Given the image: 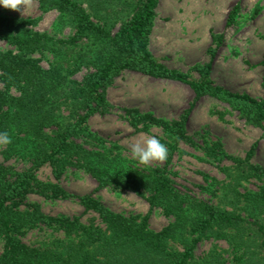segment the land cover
Wrapping results in <instances>:
<instances>
[{"label": "trees", "instance_id": "trees-1", "mask_svg": "<svg viewBox=\"0 0 264 264\" xmlns=\"http://www.w3.org/2000/svg\"><path fill=\"white\" fill-rule=\"evenodd\" d=\"M36 1L43 12L57 11L71 34L58 37L37 30L30 18L0 15V131L11 137L3 155L23 164L0 162V264H264V166L250 154L232 155L219 139L205 147L208 156L231 162L222 168L223 179L205 174L204 189L217 198L212 202L180 188L165 166L124 153L88 122L115 107L106 88L124 70L185 84L194 92L191 107L215 98L263 132L264 96L215 83L212 60L196 65L199 78L161 62L148 47L158 0ZM238 9L237 4L227 23ZM47 56L52 60L45 66ZM121 109L136 128L161 126L173 140L170 155L180 140L194 143L186 129L188 113L166 120L137 107ZM44 165L53 179L38 176ZM70 169L89 174L96 187L89 193L66 189L60 181ZM251 178L256 188L245 185ZM103 188L138 194L168 224L157 230L150 226V211L125 215L109 208L97 194ZM33 193L76 201L94 215L86 222L46 213L29 200ZM33 229L44 232L36 244L22 238ZM202 240L212 245L197 255Z\"/></svg>", "mask_w": 264, "mask_h": 264}, {"label": "rangeland", "instance_id": "rangeland-1", "mask_svg": "<svg viewBox=\"0 0 264 264\" xmlns=\"http://www.w3.org/2000/svg\"><path fill=\"white\" fill-rule=\"evenodd\" d=\"M237 4L239 9L229 24V13ZM0 15L30 18L36 21L34 27L37 30L58 37L71 34L69 26L63 27L58 22L57 11L43 12L36 0H31V7L25 14L0 5ZM213 33L221 35V39L215 41ZM148 47L161 62L194 78L200 76L196 65L212 60L211 77L215 83L255 97L264 96V0H158ZM210 48L215 50L214 56ZM50 60L52 57L47 56L42 59V64L48 66ZM85 71L78 73V78ZM106 93L115 107L105 114H93L88 120L90 128L123 146L124 153L129 155L131 143L147 136H157L168 149L167 158L152 161L149 165L165 166L180 188L191 190L201 198L217 201L210 190L204 189L207 185L205 174L209 178L223 179L222 168L231 164L228 160L218 161L206 154L205 147L213 140L219 139L228 153L242 158L250 154L252 162L264 166L263 129L246 123L227 104L212 97L202 98L191 107L194 92L185 84L124 70L108 85ZM122 107H137L166 120H177L188 113L186 129L194 143L180 140L170 155L173 140L166 131L155 124L143 123L134 127ZM4 147L5 144L0 145V162L21 168L23 164L15 158L5 160ZM72 170L60 181L66 189L89 193L96 187L97 182L89 174ZM37 174L44 180L53 179L49 165L42 166ZM256 183L251 178L245 185L256 188ZM97 194L109 208L125 215L150 211L149 223L154 229H161L169 222L160 209L151 210L143 197L131 191L103 188ZM29 200L40 203L46 213L57 216H80L88 222L94 215L85 212L73 200L46 199L34 193L29 195ZM43 233L33 229L22 238L27 243L36 244L43 238ZM219 244L227 247L225 242ZM211 245L210 240H202L195 248L196 254L205 253Z\"/></svg>", "mask_w": 264, "mask_h": 264}, {"label": "clouds", "instance_id": "clouds-1", "mask_svg": "<svg viewBox=\"0 0 264 264\" xmlns=\"http://www.w3.org/2000/svg\"><path fill=\"white\" fill-rule=\"evenodd\" d=\"M0 5L5 8L26 11L31 7V0H0ZM11 142V137L7 131H0V145ZM130 152L133 158L147 165L152 161H163L167 158L168 149L161 139L151 135L138 139L130 144Z\"/></svg>", "mask_w": 264, "mask_h": 264}]
</instances>
